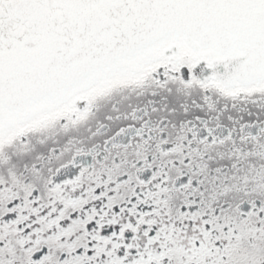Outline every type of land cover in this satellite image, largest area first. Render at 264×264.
<instances>
[{
	"label": "snow or ice",
	"instance_id": "6c2138e0",
	"mask_svg": "<svg viewBox=\"0 0 264 264\" xmlns=\"http://www.w3.org/2000/svg\"><path fill=\"white\" fill-rule=\"evenodd\" d=\"M0 264H264V0H0Z\"/></svg>",
	"mask_w": 264,
	"mask_h": 264
}]
</instances>
